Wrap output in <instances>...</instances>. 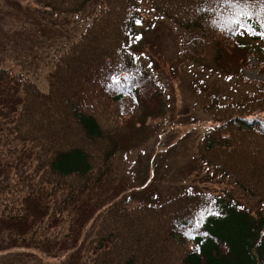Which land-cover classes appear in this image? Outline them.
<instances>
[{
  "label": "trees",
  "instance_id": "trees-1",
  "mask_svg": "<svg viewBox=\"0 0 264 264\" xmlns=\"http://www.w3.org/2000/svg\"><path fill=\"white\" fill-rule=\"evenodd\" d=\"M33 1L50 15L93 13L46 91L0 68V251L19 264H264V84L209 106L215 126L196 147L201 168L260 202L256 214L186 190L128 205L109 183L119 155L146 146L168 113L160 79L138 60L145 10L172 22L186 61L232 80L254 59L264 67V0ZM237 12L252 13L254 34L231 22Z\"/></svg>",
  "mask_w": 264,
  "mask_h": 264
},
{
  "label": "rangeland",
  "instance_id": "rangeland-1",
  "mask_svg": "<svg viewBox=\"0 0 264 264\" xmlns=\"http://www.w3.org/2000/svg\"><path fill=\"white\" fill-rule=\"evenodd\" d=\"M91 13L80 19L50 15L33 0H0V68L13 69L46 91V75L54 60L64 45L84 32ZM140 37L138 60L160 79L168 113L146 146L117 160L111 188L123 186L127 190L116 201L125 200L128 205L161 203L186 190L224 195L253 214L259 212L262 205L257 199L197 164L195 147L198 139L215 126L208 107L224 104L220 99L241 102L258 94L264 71L258 66L245 70L248 81H225L204 71L180 53L172 22L151 14L146 15ZM23 259L15 250L0 251V264H19Z\"/></svg>",
  "mask_w": 264,
  "mask_h": 264
},
{
  "label": "snow or ice",
  "instance_id": "snow-or-ice-1",
  "mask_svg": "<svg viewBox=\"0 0 264 264\" xmlns=\"http://www.w3.org/2000/svg\"><path fill=\"white\" fill-rule=\"evenodd\" d=\"M215 3H227V4H246V0H214ZM251 15L250 12H237L234 17L231 18V22L235 23L240 29L243 31H248L252 34H254V30L250 27V21H251ZM247 17V19H245ZM139 23V21L137 22ZM260 27H264V22L260 23ZM262 36H264V33H261ZM114 80L118 81V77H113Z\"/></svg>",
  "mask_w": 264,
  "mask_h": 264
}]
</instances>
